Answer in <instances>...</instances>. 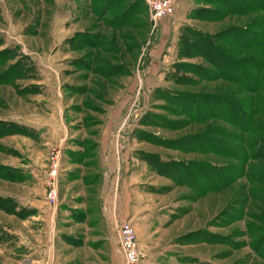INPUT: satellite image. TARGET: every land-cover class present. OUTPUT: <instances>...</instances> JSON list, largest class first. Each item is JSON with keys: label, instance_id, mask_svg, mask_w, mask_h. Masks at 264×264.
Masks as SVG:
<instances>
[{"label": "rangeland", "instance_id": "1", "mask_svg": "<svg viewBox=\"0 0 264 264\" xmlns=\"http://www.w3.org/2000/svg\"><path fill=\"white\" fill-rule=\"evenodd\" d=\"M174 8L153 20L144 0H0V121L17 128L0 137V196L16 207L0 209V264H125L124 222L137 264H264V10Z\"/></svg>", "mask_w": 264, "mask_h": 264}, {"label": "trees", "instance_id": "2", "mask_svg": "<svg viewBox=\"0 0 264 264\" xmlns=\"http://www.w3.org/2000/svg\"><path fill=\"white\" fill-rule=\"evenodd\" d=\"M210 1L220 4L221 6H223V8H226L227 10L229 9V11L231 13H244V11L251 12L250 9L264 10V0H210ZM199 12H203V13L205 12L206 17H207V14H210V16H208L210 19H213V18L218 19L217 17L220 16L219 13H217L213 10H211L210 12L207 10H200ZM203 15L204 14H197V17L204 18L205 16H203ZM235 35H236V31H234V32L227 31V32L220 34V36L226 37L223 39V41L225 43H227L228 41L231 42L230 41L231 38L235 37ZM194 36L196 37V40L193 44L196 45L198 41H202L204 43V48L202 51L208 50L204 54H205V57H207V59L210 60V62L212 61L211 62L212 64H214L215 66L220 68V63L216 60V59H218V60L222 61V63H221L222 65H225L226 67H230L233 69L232 74L230 75L231 77L227 76V73L222 72L223 76H227V78L231 79L232 81H234L236 83H242L236 77L237 73H236L234 62L232 63L231 59L228 57V55H226V52L222 49V47L218 43H216L215 38L207 37V36L202 35V34H194ZM240 37L241 36H238V38H240ZM22 73L18 72V74H16V76H18V78H23L24 73L23 74ZM243 78L245 79V76ZM165 94L167 95V97L172 98L171 96H169L170 95L169 93H165ZM184 101L188 102L189 100H184ZM193 102H195L193 104L194 106H191L189 104V105H186V108H188L189 106L194 107V109H199V110L202 108H204V109L205 108H211V106H209L206 103L197 104L196 101H193ZM219 104H221V103H219ZM221 107L222 106L218 107L216 110H214V112H217L219 114ZM212 109H214V108H212ZM214 112L210 111V109H208V111H207V113H209V114H213ZM198 115L200 116L201 114H198ZM16 129L17 128H15V126H13L12 124H8V123H4V122L0 121V137L15 134V133H17ZM26 134H28V133H26ZM180 170L183 173H184V171L186 172V170L184 168H182V166H180ZM9 178H10V180H14V181L17 180V178H14V177H9ZM174 179L178 182L183 183L176 176L174 177ZM185 184H187V181L185 182ZM15 208L16 207L12 204L10 199L0 196V209H3L4 211H6L8 213H13V211L16 210Z\"/></svg>", "mask_w": 264, "mask_h": 264}, {"label": "built area", "instance_id": "3", "mask_svg": "<svg viewBox=\"0 0 264 264\" xmlns=\"http://www.w3.org/2000/svg\"><path fill=\"white\" fill-rule=\"evenodd\" d=\"M148 5L153 20L167 18L173 15L174 0H144ZM55 170L51 173L48 181L49 195L47 200L54 205L59 199V177L60 161L57 162ZM116 241L122 254L125 264H137L146 254L140 248L135 228L131 222H124L118 226L116 231Z\"/></svg>", "mask_w": 264, "mask_h": 264}]
</instances>
